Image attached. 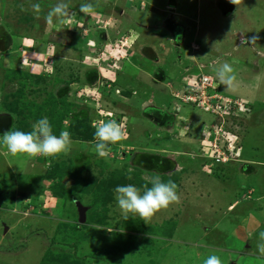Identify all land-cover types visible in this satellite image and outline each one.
Segmentation results:
<instances>
[{"label": "rangeland", "instance_id": "obj_1", "mask_svg": "<svg viewBox=\"0 0 264 264\" xmlns=\"http://www.w3.org/2000/svg\"><path fill=\"white\" fill-rule=\"evenodd\" d=\"M59 3L70 17L49 24ZM223 63L234 90L216 76ZM201 74L249 102L225 119V163L207 147L221 137L215 116L177 98ZM44 117L72 146L53 157L0 146V264H264V0H0V135ZM106 121L124 138L101 157ZM157 174L179 200L125 218L114 189L143 193Z\"/></svg>", "mask_w": 264, "mask_h": 264}, {"label": "clouds", "instance_id": "obj_2", "mask_svg": "<svg viewBox=\"0 0 264 264\" xmlns=\"http://www.w3.org/2000/svg\"><path fill=\"white\" fill-rule=\"evenodd\" d=\"M33 8L36 11L40 10L39 4H34ZM93 11V5L88 2L82 3L79 7V12L85 15ZM54 17L57 23L62 24L64 18L70 17L67 6L63 3L56 4L47 14V22L49 24L53 23ZM88 46L95 47V41L89 40ZM216 76L228 89H235L236 75L230 64L223 63ZM114 82L115 79L111 80L110 85ZM111 90L112 92L117 90L118 92L116 93H120V89L116 85ZM99 111L106 110L99 109ZM95 137L98 140L95 144L96 152L99 156L103 157L110 151L112 144L124 138V133L117 122L106 121L96 128ZM0 146H6L8 152L13 155L24 153L31 157L38 155L53 157L69 152L72 146V139L70 132L66 130L61 131L58 136L54 134L49 119L44 117L33 124V131L31 132L10 130L3 133L0 135ZM150 182L151 187L146 188L143 193L132 184L117 186L114 189L117 206L125 214V218H127L128 213L137 214L142 218H149L161 208H167L171 203L179 200L175 183L162 182L158 174L151 177ZM259 237L261 240H264V232H260ZM257 251L260 255L264 256V243L257 245ZM203 264H222V260L219 256L213 254L209 255L203 261Z\"/></svg>", "mask_w": 264, "mask_h": 264}, {"label": "built area", "instance_id": "obj_3", "mask_svg": "<svg viewBox=\"0 0 264 264\" xmlns=\"http://www.w3.org/2000/svg\"><path fill=\"white\" fill-rule=\"evenodd\" d=\"M197 78L191 79L192 87L181 90L179 93L182 94L181 96L177 95V98L180 102L191 101L194 105L211 111L216 118V123H218L217 128L221 137L219 139L214 137L210 146L207 147L216 161H228L231 158L229 151L232 148L233 141L228 132L224 130L225 119L236 118L240 114L243 115L249 110L248 105L246 101L224 95L218 89L217 91H212L214 82L210 76L201 74ZM221 133L225 135L223 136ZM207 136L212 135L207 134Z\"/></svg>", "mask_w": 264, "mask_h": 264}, {"label": "bare ground", "instance_id": "obj_4", "mask_svg": "<svg viewBox=\"0 0 264 264\" xmlns=\"http://www.w3.org/2000/svg\"><path fill=\"white\" fill-rule=\"evenodd\" d=\"M54 6H55V5H54ZM141 50H142V49L140 48V50H139V55L142 54V51H141ZM138 61H139V60H138ZM133 76H134L135 78H137V79H140V80H142V79L145 80V79H146V77H145L146 75H145L144 73H142V72L139 74L138 71H134V72H133ZM107 114H108V113H107ZM172 145H173V144H169V148H168V149H170L171 151H172V149H175V148H176V147L174 148V145H173V146H172ZM174 154H175V153H174ZM172 155H173V154H172ZM37 169H38V168H37ZM38 171H39V170H38ZM30 175H31V174H30ZM226 189H227V188H226ZM233 207H234V206H233ZM233 207H231V209H232ZM24 263L27 264V262H24Z\"/></svg>", "mask_w": 264, "mask_h": 264}, {"label": "crops", "instance_id": "obj_5", "mask_svg": "<svg viewBox=\"0 0 264 264\" xmlns=\"http://www.w3.org/2000/svg\"><path fill=\"white\" fill-rule=\"evenodd\" d=\"M251 84V83H250ZM253 84L254 83H252V85L251 86H253ZM149 98V97H148ZM152 99V98H151ZM147 101H150V102H152L150 99H148ZM154 106V105H153ZM149 107H152L151 105H145V108H149ZM173 106L171 105V108H172ZM181 110V107L180 106H178L177 105V107L174 109V110H172V111H180ZM190 120L191 119H189L188 121H187V123H191L190 122ZM193 121V120H192ZM194 122H196L195 120H194ZM231 207V206H230Z\"/></svg>", "mask_w": 264, "mask_h": 264}, {"label": "water", "instance_id": "obj_6", "mask_svg": "<svg viewBox=\"0 0 264 264\" xmlns=\"http://www.w3.org/2000/svg\"><path fill=\"white\" fill-rule=\"evenodd\" d=\"M81 209H82V207L79 208L80 221H82L84 219L83 214H82L83 209L82 210Z\"/></svg>", "mask_w": 264, "mask_h": 264}, {"label": "trees", "instance_id": "obj_7", "mask_svg": "<svg viewBox=\"0 0 264 264\" xmlns=\"http://www.w3.org/2000/svg\"><path fill=\"white\" fill-rule=\"evenodd\" d=\"M114 100H116V99H113V102H114ZM215 122H216V118H215Z\"/></svg>", "mask_w": 264, "mask_h": 264}]
</instances>
